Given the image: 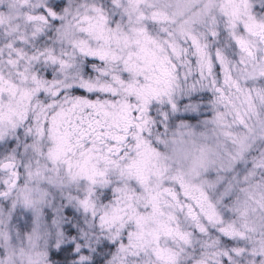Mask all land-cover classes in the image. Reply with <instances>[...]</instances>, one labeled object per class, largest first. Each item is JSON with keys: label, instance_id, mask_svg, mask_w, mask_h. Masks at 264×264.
Listing matches in <instances>:
<instances>
[{"label": "clouds", "instance_id": "1", "mask_svg": "<svg viewBox=\"0 0 264 264\" xmlns=\"http://www.w3.org/2000/svg\"><path fill=\"white\" fill-rule=\"evenodd\" d=\"M0 264H264V0H0Z\"/></svg>", "mask_w": 264, "mask_h": 264}]
</instances>
